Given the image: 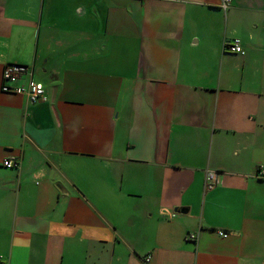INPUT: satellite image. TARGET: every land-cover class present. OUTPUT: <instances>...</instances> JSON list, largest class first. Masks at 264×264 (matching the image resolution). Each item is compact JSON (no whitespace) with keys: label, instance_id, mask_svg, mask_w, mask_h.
I'll return each mask as SVG.
<instances>
[{"label":"crops","instance_id":"crops-1","mask_svg":"<svg viewBox=\"0 0 264 264\" xmlns=\"http://www.w3.org/2000/svg\"><path fill=\"white\" fill-rule=\"evenodd\" d=\"M222 2L0 0V264H264V0Z\"/></svg>","mask_w":264,"mask_h":264},{"label":"built area","instance_id":"built-area-1","mask_svg":"<svg viewBox=\"0 0 264 264\" xmlns=\"http://www.w3.org/2000/svg\"><path fill=\"white\" fill-rule=\"evenodd\" d=\"M232 4V0H223L222 7L228 9ZM227 51L233 54L245 55L246 51L242 46V41L240 39H233L227 42L226 45ZM28 67L21 65H7L3 71V84L2 92L8 94L16 95H27L31 103H36L39 101H47V91L43 83L38 82L31 78L25 85H18V81L22 78V75L28 72ZM33 75V74H32ZM19 166V163L15 159H6L3 162V167L6 169H14ZM260 172H264V166L261 167ZM218 174L215 171H208L206 176V186L211 189L218 182ZM219 234L223 237H227V234L223 231H220ZM197 236L191 234L188 236L190 240H196ZM145 262H151V256L145 258ZM1 263V260H0Z\"/></svg>","mask_w":264,"mask_h":264}]
</instances>
